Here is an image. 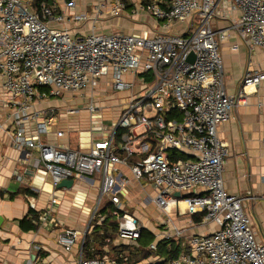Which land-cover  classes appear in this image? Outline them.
<instances>
[{
    "label": "built area",
    "instance_id": "built-area-1",
    "mask_svg": "<svg viewBox=\"0 0 264 264\" xmlns=\"http://www.w3.org/2000/svg\"><path fill=\"white\" fill-rule=\"evenodd\" d=\"M88 1L91 18L75 12L74 0L65 1L60 11L44 0H0V132L16 150H27L31 166L46 171L54 185L97 176L98 198L89 224L104 199L119 208L123 179L118 168L127 166L135 180L152 188L150 199L167 219L177 209L180 215L200 213L202 222L216 227L209 235L187 238V251L157 264H264V245L255 238L243 199L224 189L230 152L217 137L218 126L231 120L236 104H244L248 90L264 82V72L247 70L238 96L229 95L219 45L234 32L250 49L264 51V0H138L137 14L157 21L162 31L185 24L184 33L107 35L92 28L73 37L67 21L119 16L126 7L122 0ZM229 11L237 16L228 17ZM225 17L228 27L220 28L217 22ZM109 76L106 86L128 96L108 133H101L87 152L44 143L59 108L39 110L37 105L81 97L89 114L99 113L96 89ZM79 112L65 110L67 115ZM56 203L53 198L38 217L37 228L55 224ZM141 230L136 217L119 216L120 239L136 240ZM85 235L64 228L57 241L71 251L78 240L83 246ZM181 237L182 231L173 228L162 239ZM79 264L108 262L85 258L81 248Z\"/></svg>",
    "mask_w": 264,
    "mask_h": 264
},
{
    "label": "crops",
    "instance_id": "crops-1",
    "mask_svg": "<svg viewBox=\"0 0 264 264\" xmlns=\"http://www.w3.org/2000/svg\"><path fill=\"white\" fill-rule=\"evenodd\" d=\"M67 0H53L57 11L64 8ZM112 1V0H106ZM126 7L119 16L104 14L98 20H86L82 23L67 21L66 28L73 37H82L92 31L99 34H141L155 31V33L183 34L185 24H176L167 31H162L160 24L149 16L137 14L138 0H122ZM151 1V0H148ZM75 12L93 16L88 0H74ZM230 12V11H229ZM237 16L231 11L228 17ZM225 17L217 22L220 28H227L229 18ZM153 33V32H152ZM236 46V50L232 47ZM219 54L223 61L225 88L229 95L238 96L243 76L247 70L264 72V51L259 48L250 49L234 32L219 45ZM103 82H110V76L103 78ZM109 88V87H108ZM107 91L105 88H100ZM98 93V91L96 90ZM114 98L123 100L119 108L113 106V112L105 113L102 107L99 113H85L83 117L70 120L65 110L60 109L53 120L49 134L42 137L44 143L68 146L73 150L87 152L101 133L107 134L109 125L115 121L124 105L127 93L115 94ZM71 100L65 101V103ZM244 104H236L229 122L220 124L217 128V137L229 150V156L223 170L224 189L233 196L243 199V208L248 216L256 240L264 245V82L256 89L248 90ZM45 102V101H44ZM64 102V101H63ZM41 102L37 105L39 110L55 107ZM85 110V109H84ZM79 114V113H78ZM32 124H30V128ZM102 127V131L96 129ZM57 131H63L62 137H56ZM27 150H16L7 136L0 132V264H79V253L82 248L81 240L71 251H66L57 241L58 233L64 228L75 230L83 235L91 232L89 220L92 209L98 198L99 181L97 176L73 180L70 188H57L51 176L42 168L31 166L32 158L25 156ZM36 152H32L35 158ZM122 187L120 189L119 208L106 198L104 204H111L116 210L131 214L142 225V236L136 240H123L116 234L107 246H104L105 256L102 260L111 264L117 257L127 254V249H150L151 244L163 240L162 236L173 228L182 231L183 242L194 235H209L215 231L212 224L202 222V214L180 215L174 209L170 218L155 206V209L146 213L145 204L139 201V193L149 190L152 197L154 191L143 181L135 180L127 166H120ZM20 177L21 181L17 178ZM29 190L31 194H26ZM10 194H16L9 200ZM53 198L57 203L53 206L52 216L55 220L53 226H44L34 231H22L18 221L28 217L30 211L38 217L50 207ZM148 202V203H149ZM119 218V217H118ZM149 237L152 240L144 245ZM182 243L181 245H183ZM38 248V249H36ZM89 250V249H88ZM154 251V250H152ZM156 251V250H155ZM183 251L179 252L181 254ZM178 254V255H179ZM91 258V256H89ZM99 258V256H96ZM167 257L149 256L135 264H157Z\"/></svg>",
    "mask_w": 264,
    "mask_h": 264
},
{
    "label": "trees",
    "instance_id": "trees-1",
    "mask_svg": "<svg viewBox=\"0 0 264 264\" xmlns=\"http://www.w3.org/2000/svg\"><path fill=\"white\" fill-rule=\"evenodd\" d=\"M48 5H51L53 0H44ZM1 193V192H0ZM26 194H31L29 190L25 191ZM16 194H10L9 200L14 199ZM121 211L116 210L111 204H104L98 210V217H95L92 223L89 225L91 232L85 235L82 253L85 258H94L99 256L102 258L105 256L104 246H107L110 241L114 238V234L117 232L118 227V217L121 215ZM99 215L103 219L99 220ZM38 215L30 211L28 217L19 220L18 224L22 231H34L37 229ZM142 232L139 236L141 238ZM152 240V237L146 239L143 242L144 245H147ZM181 239H170V240H161L157 244L156 251L150 249H127V254H123L126 260H123L122 257H117L115 264H135L148 258L149 256L156 255L160 257H167L166 260H170L178 256L179 252L182 251L181 248ZM89 249V250H88ZM187 251V250H186Z\"/></svg>",
    "mask_w": 264,
    "mask_h": 264
},
{
    "label": "rangeland",
    "instance_id": "rangeland-1",
    "mask_svg": "<svg viewBox=\"0 0 264 264\" xmlns=\"http://www.w3.org/2000/svg\"><path fill=\"white\" fill-rule=\"evenodd\" d=\"M100 88H105V89H107V91H102V90H100ZM96 90L98 91V94L99 95L96 94V96H95V102H98L100 104V106H102V107H109V108H106L107 110H105V113H108L109 114L110 111L112 113L114 110L111 107L118 106L117 108H119V106L122 105L123 100L122 99H119V98H114L115 95L106 86V82H103V84H100V86ZM43 103H44L43 105H45V106H48V104L53 105V106H56V107L58 106L62 110H65L67 108L80 109L79 114H77L76 116H71L69 118L71 121L72 120H76L78 118L80 119L87 112L86 110H84V109H86L85 102H84V100L81 97H77L76 99H73V100H71L68 103L62 102L61 100H58V99H55V98H50L49 100H47V101H45ZM139 195H140L139 196V201L141 203H144L145 204V207L144 208L146 209V213H149L152 210H156L155 209V206L153 205V203H151V202L148 201V199H150L152 197V195L149 192V190L142 191L141 193H139ZM181 243H184L181 246L182 251L184 252V251L187 250V245L185 244V241L184 242L182 241Z\"/></svg>",
    "mask_w": 264,
    "mask_h": 264
},
{
    "label": "water",
    "instance_id": "water-1",
    "mask_svg": "<svg viewBox=\"0 0 264 264\" xmlns=\"http://www.w3.org/2000/svg\"><path fill=\"white\" fill-rule=\"evenodd\" d=\"M193 56L190 55V61H192ZM160 148H162V143ZM158 150V148L155 150V152ZM73 185V180L72 179H64L61 180L59 183H57V188H70ZM175 197L178 198L180 197L178 193L175 194ZM2 222V218L0 217V224Z\"/></svg>",
    "mask_w": 264,
    "mask_h": 264
}]
</instances>
